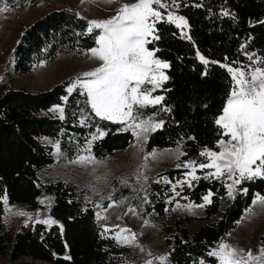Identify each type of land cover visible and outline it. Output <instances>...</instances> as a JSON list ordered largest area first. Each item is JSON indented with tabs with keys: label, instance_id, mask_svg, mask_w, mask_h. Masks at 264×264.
Returning a JSON list of instances; mask_svg holds the SVG:
<instances>
[{
	"label": "trees",
	"instance_id": "trees-1",
	"mask_svg": "<svg viewBox=\"0 0 264 264\" xmlns=\"http://www.w3.org/2000/svg\"><path fill=\"white\" fill-rule=\"evenodd\" d=\"M176 1L187 19L188 29L182 30L163 20L156 27L159 39L148 44L156 58L169 67L163 89L155 94L163 95L161 105L143 110L145 116L163 122V127L150 136L147 152L178 145L183 149L180 159L183 167L168 168L149 181L145 213L159 217H164L175 205L172 186L186 178L189 170L184 165L190 161L196 165L206 163L207 158L200 155L202 150L219 149L221 129L215 120L222 114L233 86L227 66L264 67L260 63L264 61V0ZM38 2L34 0V5ZM7 3L13 9L22 7L17 0ZM88 28L89 22L73 10L48 13L21 38L16 49V72L29 73L35 64L49 62L63 52H87L96 47L98 33H89ZM72 82L74 79L66 80L39 93L8 89L0 97V198L6 195L10 205L37 210L39 199L51 195L54 201L51 216L62 224L37 223L14 234L6 227L4 203L0 199V255H7L11 262L31 257L51 264H124L130 255V250L114 237L105 236L96 209L74 183L38 184V172L54 162V148L43 144L41 137L58 141L66 160L85 152L83 149L97 128L106 133L93 145V155L98 159L125 151L135 143L131 131L122 130L123 125L96 117L86 103V95L80 94L81 89L69 94L67 88ZM58 105L64 106L63 120L40 115L41 111ZM208 171L214 170L197 167L195 174L200 179L193 180L191 187L185 186L180 192V198L195 204H202L209 191L213 193L206 219L219 214L228 195V181L204 179ZM237 190L221 217L202 225L192 235L187 227L189 219H179L175 226L163 224L164 233L174 236L175 244L169 250L170 264H200L201 260L204 264H217L216 258L207 253L234 229L252 206L256 194L264 196V178L243 180ZM123 194L127 195L128 190ZM66 256L70 259H65Z\"/></svg>",
	"mask_w": 264,
	"mask_h": 264
},
{
	"label": "rangeland",
	"instance_id": "rangeland-1",
	"mask_svg": "<svg viewBox=\"0 0 264 264\" xmlns=\"http://www.w3.org/2000/svg\"><path fill=\"white\" fill-rule=\"evenodd\" d=\"M17 1L22 4V7L11 8V11L0 14V97L8 89L24 90L29 93L48 91L66 80L74 79L75 82L83 73L90 72L100 66L101 62L91 57L90 50L87 52L72 51L63 52L49 62L35 64L29 73H17L15 69L16 49L20 45L23 35L36 21L42 19L50 12L63 9L77 12L88 22L93 20L104 21L116 16L121 5L137 2V0H112V2H108V0H39L34 5V0ZM161 11L166 21L167 11H171L175 16L184 17L180 12V4L176 0L175 5H171L168 10ZM184 19L187 21L185 17ZM174 24L177 26V23ZM179 28L186 31L188 22L186 25H180ZM101 31V29L93 30V32L98 34ZM149 39L151 40V37ZM146 46L148 47V45ZM154 57L156 58L155 52ZM252 68H255V66H252ZM166 69H161L164 75H166ZM244 69L250 70V68ZM166 81H162L161 86L152 91L151 95L153 97H163V95L155 94L163 89V84ZM144 87L151 89L152 85L146 84ZM161 103L162 101L154 106L161 105ZM58 106L63 108V115L65 116L64 106ZM54 107L56 106L41 111L40 115L59 117L60 113L58 111H50ZM148 107H152V105ZM144 109H140L141 118L147 119L150 116L144 115ZM153 119L155 122H161L154 117ZM162 127L163 122L162 126L157 130ZM153 133H148L147 139L143 141L138 142L135 138L134 145L127 150L115 152L103 159H98L93 155V145L96 141L94 140L91 143V155L99 163L91 164L72 163L76 158L70 160L62 158L60 145L59 151L56 148L58 141L50 137L40 138L43 144L54 148V162L38 172V184L43 186L57 181L74 183L84 193L88 202L96 209V217L103 227L105 236H111L116 239L118 235L123 236L134 233L136 237L134 244L125 245L119 243L122 247L130 250V255L124 264H146L148 260H151L153 264H160V261L156 259L160 256H167L169 261V250L174 246L175 242L173 235L164 233L163 224L167 223L175 226L177 220L189 219L187 227L192 235L202 225L217 221L238 193L237 186L239 184L234 188V198L227 195L223 199L219 214L206 219V208L209 204L203 202L204 206L198 207L201 204H195L180 198L181 190L188 184L183 183L181 185V183L177 182L174 184L176 189L173 192V199L176 202L172 210L168 211L164 217L146 214L145 206L148 202L146 190L150 179L168 168L183 167L180 164V159L183 156L179 154L183 153L180 145L147 152L148 141ZM224 139H227V137H224ZM177 149H179V152H177ZM208 150L219 151V149ZM152 153L156 154L155 157L151 155ZM81 155H89V153L85 151ZM177 156H179V159H177ZM145 157H147V160ZM178 164L181 166L177 167ZM185 168L189 170L188 173L191 172V168ZM188 173L186 178L179 182L190 179ZM221 178L227 180L228 184L232 183L226 175ZM125 180L127 183H122ZM124 190H128L127 195L123 194ZM176 192H179V195H176ZM41 201H44V203H41ZM53 203L51 195L39 199L40 207L37 210H29L24 205H10L7 203V207L11 208V213L5 210L4 221L6 227L14 234H17L24 227L34 226L38 223L37 221L54 220L56 221L54 224H43L47 226L62 225L61 222L51 216ZM109 205L112 206L109 207ZM187 205H192V207L189 209L185 207ZM250 208L252 211L248 212L246 210L243 218L236 224L234 229L223 240L215 243L212 250L216 249L223 241L236 249H243L245 252L248 250L253 253L258 252L262 246V237L264 236V206L260 204L254 206L252 204ZM129 209H134L135 211H129ZM18 211L27 212L30 216L16 215L15 213ZM105 229H108V231H105ZM121 229H129L130 232L121 233ZM172 232L175 233L176 230L173 229ZM0 264L51 263L31 257H23L17 262H11L7 255H0Z\"/></svg>",
	"mask_w": 264,
	"mask_h": 264
},
{
	"label": "snow or ice",
	"instance_id": "snow-or-ice-1",
	"mask_svg": "<svg viewBox=\"0 0 264 264\" xmlns=\"http://www.w3.org/2000/svg\"><path fill=\"white\" fill-rule=\"evenodd\" d=\"M171 5H175V0H137L132 4L121 5L117 15L108 20L90 21L89 33L94 29L102 30L95 38L97 47L90 49L91 57L100 61V66L83 73L67 88L69 94L77 88L81 89L80 94L86 95V103L90 105L96 117L102 121L120 123L123 125L122 130L131 131L138 142L146 140L148 133L155 132L162 126V122H155L151 116L147 119L141 118L140 109L154 106L163 100L162 96L153 97L151 93L161 86L162 81L168 79L161 69L168 68L169 65L156 59L154 51L146 45L152 40L159 39L155 35L156 24L165 19L161 10H168ZM11 10L7 0H0V14ZM223 14L229 15L228 12ZM167 22L177 23L178 27L187 24L184 17L175 16L171 11H167ZM200 59L207 63L203 56H200ZM249 60H252L251 56ZM260 63L264 64V61ZM245 67L241 66L238 69L227 67V71L232 76L233 86L222 114L215 120L216 125L221 129V139L218 141L219 151L205 149L200 155L207 158L206 163L196 165L190 161L184 165L191 168V172L188 173L190 179L178 182L181 185L187 183L191 187L193 180L200 179L195 175L197 167L210 169L214 171H208L204 179L213 177L220 179L226 175L232 181L231 184L226 185L228 196L234 198V188L241 181L264 178V67H255L250 71L243 70ZM146 84L152 85V88L144 87ZM64 99L67 100V97ZM50 111H58L59 118L64 119L62 107L56 106ZM80 123L83 125L85 121L82 119ZM104 135L106 133L97 128V133L83 149L89 155H80L72 163H99L91 155V143L103 138ZM56 148L59 151L58 143ZM179 154L183 155V153ZM151 155L155 157L156 154ZM145 159L147 160V157ZM180 166V164L177 165V167ZM165 183L169 181L165 180ZM175 189L176 185H173V192ZM244 192L246 194L247 189H244ZM176 195H179V192H176ZM212 195L213 193L209 191L203 197L205 204L212 202L210 199ZM0 199L3 200L5 210L11 213V208L7 207V196ZM252 204L264 206V196L257 193ZM203 206V204L198 205V207ZM185 207L190 209L192 205ZM129 211L135 210L129 209ZM247 211L251 212L252 209L249 208ZM15 214L30 216L24 211H18ZM37 222L49 225L56 223L54 220ZM124 232H130V230L121 229V233ZM116 239L120 244L132 245L136 237L133 233L118 235ZM207 255L215 257L217 264H264V245L257 253H253L251 250L245 252L243 249H236L222 241ZM65 259L70 257L66 256ZM156 259L160 261V264H169L167 256ZM146 264H153V262L148 260ZM200 264H204V261L201 260Z\"/></svg>",
	"mask_w": 264,
	"mask_h": 264
},
{
	"label": "crops",
	"instance_id": "crops-1",
	"mask_svg": "<svg viewBox=\"0 0 264 264\" xmlns=\"http://www.w3.org/2000/svg\"><path fill=\"white\" fill-rule=\"evenodd\" d=\"M251 69H253V68H252V67H250V70H251ZM243 70H245V69H243ZM250 70H249V71H250ZM245 71H247V70H245Z\"/></svg>",
	"mask_w": 264,
	"mask_h": 264
}]
</instances>
